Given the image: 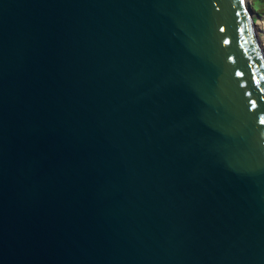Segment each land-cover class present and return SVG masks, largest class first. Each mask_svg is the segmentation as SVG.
<instances>
[{
  "label": "water",
  "instance_id": "95a60500",
  "mask_svg": "<svg viewBox=\"0 0 264 264\" xmlns=\"http://www.w3.org/2000/svg\"><path fill=\"white\" fill-rule=\"evenodd\" d=\"M241 0H0V264H264V53Z\"/></svg>",
  "mask_w": 264,
  "mask_h": 264
},
{
  "label": "rangeland",
  "instance_id": "374dc122",
  "mask_svg": "<svg viewBox=\"0 0 264 264\" xmlns=\"http://www.w3.org/2000/svg\"><path fill=\"white\" fill-rule=\"evenodd\" d=\"M253 0H244L245 3V7L247 8L248 12H249V16L252 18L253 22L256 23L257 21H262L264 22V0H261L260 2L263 3V5L261 6L262 9H258L256 8L257 11H259L258 13L253 11L252 7H251V2ZM257 4V0H255V5ZM255 28V27H254ZM256 32V29H255ZM256 35L258 36L259 40L261 41V39H264V28L259 31L256 32ZM259 41V42H260ZM260 48L262 49V47L260 46ZM264 51V49H262Z\"/></svg>",
  "mask_w": 264,
  "mask_h": 264
},
{
  "label": "bare ground",
  "instance_id": "6f19581e",
  "mask_svg": "<svg viewBox=\"0 0 264 264\" xmlns=\"http://www.w3.org/2000/svg\"><path fill=\"white\" fill-rule=\"evenodd\" d=\"M256 32L261 31L264 28V22L262 21H257L254 25ZM260 46L262 47V49H264V39H261L260 41ZM264 53V51H263Z\"/></svg>",
  "mask_w": 264,
  "mask_h": 264
},
{
  "label": "trees",
  "instance_id": "16d2710c",
  "mask_svg": "<svg viewBox=\"0 0 264 264\" xmlns=\"http://www.w3.org/2000/svg\"><path fill=\"white\" fill-rule=\"evenodd\" d=\"M261 0H257V4L255 5V0H253L252 2H251V7H252V9H253V11H255V12H259V11H257L256 10V8H258V9H262V5H263V3L262 2H260Z\"/></svg>",
  "mask_w": 264,
  "mask_h": 264
},
{
  "label": "snow or ice",
  "instance_id": "6c2138e0",
  "mask_svg": "<svg viewBox=\"0 0 264 264\" xmlns=\"http://www.w3.org/2000/svg\"><path fill=\"white\" fill-rule=\"evenodd\" d=\"M241 2L243 3V0H241Z\"/></svg>",
  "mask_w": 264,
  "mask_h": 264
}]
</instances>
